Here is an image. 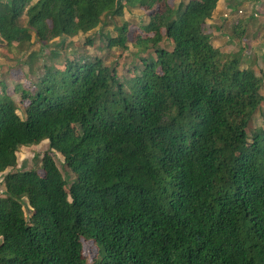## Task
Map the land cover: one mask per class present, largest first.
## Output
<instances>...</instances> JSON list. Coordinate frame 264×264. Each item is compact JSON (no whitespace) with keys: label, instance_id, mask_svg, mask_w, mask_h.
<instances>
[{"label":"trees","instance_id":"16d2710c","mask_svg":"<svg viewBox=\"0 0 264 264\" xmlns=\"http://www.w3.org/2000/svg\"><path fill=\"white\" fill-rule=\"evenodd\" d=\"M169 1L0 0V41L18 53L137 8L152 36L134 45L156 54L129 93L100 58L43 65L20 89L23 119L0 84V173L48 141L74 175L68 185L49 154L42 175H5L0 264H264V128L246 131L263 77L202 32L219 0ZM117 32L107 46L127 48L128 23Z\"/></svg>","mask_w":264,"mask_h":264},{"label":"rangeland","instance_id":"374dc122","mask_svg":"<svg viewBox=\"0 0 264 264\" xmlns=\"http://www.w3.org/2000/svg\"><path fill=\"white\" fill-rule=\"evenodd\" d=\"M186 3L195 4L200 0H184ZM121 0H118V4ZM259 2V3H258ZM178 3V0H170L169 4ZM261 3V4H260ZM112 6L114 3H111ZM262 9V14L258 18L252 15L257 11L256 6ZM218 5V4H217ZM225 5H227L226 8ZM218 9L212 16L205 21L201 30L207 34L212 44L224 54H236L241 62V68H250L256 75L264 78V0H225L219 1ZM241 10L242 13H238ZM258 12V11H257ZM150 12L142 9H124L120 16L106 17L103 25L89 31L80 32L76 36H64L56 38L48 45H43L32 38V46L27 52L18 53L15 49H10L5 43L0 41V84L5 87V92L14 100L17 106V114L21 119L24 118L23 109L27 102L21 98V88H31V81L35 79L36 74H42V66L54 65L60 70L64 69L66 62H76L78 60L100 58L104 65L115 69V75L118 83L126 92H130L131 81L140 75L143 65L141 58H156L154 48L145 50L134 45V39L137 35L142 38L150 37L152 34L146 31L145 27L149 22ZM227 14V16H225ZM241 19H248V25L245 27V35L238 37L234 33V24ZM124 22L129 25L127 35V48L108 47L107 37H116L117 27ZM24 24V21H21ZM159 49L172 50L171 44L162 40L158 46ZM144 49V50H143ZM33 52L34 72H31L28 66V55ZM36 70V71H35ZM35 73V74H34ZM19 87V88H17ZM2 86L0 85V92ZM261 95L264 97V84L261 87ZM264 128V102L254 113L247 126V134H251L258 128ZM44 154H49L55 161L60 175L63 176L69 185L74 175L64 164L62 156L51 151L48 141L32 147H22L17 152V165L13 169H8L0 173V198L5 194L3 179L7 173L23 170H35L40 175L43 174L41 160ZM26 216L30 212L26 207L23 208ZM83 255L91 261L96 254V247L90 241H82Z\"/></svg>","mask_w":264,"mask_h":264},{"label":"crops","instance_id":"0c3cea01","mask_svg":"<svg viewBox=\"0 0 264 264\" xmlns=\"http://www.w3.org/2000/svg\"><path fill=\"white\" fill-rule=\"evenodd\" d=\"M219 1L222 2V3L225 2V0H219ZM235 1H241V2H242V0H235ZM244 1H245L246 4H247L248 0H244ZM258 3H259V2H258ZM260 4H261V3H260ZM260 4H259V6H256V8H257L256 10H257L258 12L256 11V12L252 15V16L255 17V18H258V17L260 16V14H262V12H263L262 9L260 10V7H261ZM218 5H219V2H218ZM218 5H217V7H218ZM217 7H216V9H218ZM226 7H227V5H225L224 8H226ZM216 11H217V10H215L214 12H216ZM263 84H264V78H263Z\"/></svg>","mask_w":264,"mask_h":264},{"label":"built area","instance_id":"2783aa9c","mask_svg":"<svg viewBox=\"0 0 264 264\" xmlns=\"http://www.w3.org/2000/svg\"><path fill=\"white\" fill-rule=\"evenodd\" d=\"M238 13H242V11H241V10H239V11H238ZM225 16H227V14H225Z\"/></svg>","mask_w":264,"mask_h":264}]
</instances>
